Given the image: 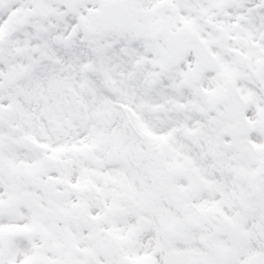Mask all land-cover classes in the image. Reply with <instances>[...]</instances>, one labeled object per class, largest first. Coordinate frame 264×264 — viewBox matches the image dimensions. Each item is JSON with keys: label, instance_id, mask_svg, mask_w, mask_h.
<instances>
[{"label": "rangeland", "instance_id": "obj_1", "mask_svg": "<svg viewBox=\"0 0 264 264\" xmlns=\"http://www.w3.org/2000/svg\"><path fill=\"white\" fill-rule=\"evenodd\" d=\"M163 1L167 29L191 26L187 1ZM96 6L0 0V264H228L223 228L207 224L222 211L211 185L228 154L251 148L221 127L204 81L185 83L191 55L164 62L150 16L98 28ZM108 243L110 257L98 252Z\"/></svg>", "mask_w": 264, "mask_h": 264}, {"label": "flooded vegetation", "instance_id": "obj_2", "mask_svg": "<svg viewBox=\"0 0 264 264\" xmlns=\"http://www.w3.org/2000/svg\"><path fill=\"white\" fill-rule=\"evenodd\" d=\"M179 1L188 2L184 8L193 17L191 26L183 23L167 29L162 13L166 3L156 1L157 6L147 12L143 0L139 6L142 22L138 28H144L146 17L150 16L152 20L147 26L152 32L160 33L165 41L169 32L188 26L195 40L193 47L207 51L210 68L201 74L200 80L207 87L201 95L222 107L226 121L221 127L238 138L233 140L251 148L245 153L227 155L220 175L222 180L211 185L210 193L212 205H222V211H212L208 221L223 228L224 256L228 264H264V0H251L249 4L247 0ZM228 2L243 13H234ZM156 16L161 24L153 26ZM185 39V36L181 38ZM191 59L193 65L192 50ZM227 79L233 80L247 103L244 119L251 124V136L247 140L236 134L235 129L243 123L235 119L232 101L225 98L231 93V83H225ZM224 130L221 134H226Z\"/></svg>", "mask_w": 264, "mask_h": 264}, {"label": "water", "instance_id": "obj_3", "mask_svg": "<svg viewBox=\"0 0 264 264\" xmlns=\"http://www.w3.org/2000/svg\"><path fill=\"white\" fill-rule=\"evenodd\" d=\"M80 0L72 1L70 2L71 6L75 4L76 2H79ZM126 1L123 3L126 6ZM122 2L118 1H107L100 4V7L98 10L93 13V20L94 22L98 23L101 20H108L110 25H115L118 28H122L125 26H132L134 24V18L132 16H127L126 8ZM126 15V16H125ZM176 60V59H175ZM3 111L0 112V117H2ZM26 143H30L29 140H24ZM187 191L189 192V196H191V189L190 187L187 188Z\"/></svg>", "mask_w": 264, "mask_h": 264}, {"label": "bare ground", "instance_id": "obj_4", "mask_svg": "<svg viewBox=\"0 0 264 264\" xmlns=\"http://www.w3.org/2000/svg\"><path fill=\"white\" fill-rule=\"evenodd\" d=\"M175 244H177V241H175Z\"/></svg>", "mask_w": 264, "mask_h": 264}]
</instances>
